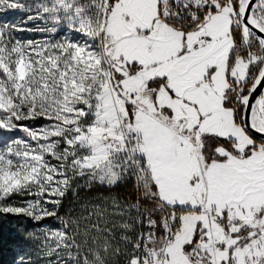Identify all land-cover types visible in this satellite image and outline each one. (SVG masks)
I'll return each mask as SVG.
<instances>
[{
    "label": "snow or ice",
    "instance_id": "obj_1",
    "mask_svg": "<svg viewBox=\"0 0 264 264\" xmlns=\"http://www.w3.org/2000/svg\"><path fill=\"white\" fill-rule=\"evenodd\" d=\"M16 11L0 216L56 221L40 264H264V0H0ZM79 190L99 195L62 215Z\"/></svg>",
    "mask_w": 264,
    "mask_h": 264
},
{
    "label": "trees",
    "instance_id": "obj_2",
    "mask_svg": "<svg viewBox=\"0 0 264 264\" xmlns=\"http://www.w3.org/2000/svg\"><path fill=\"white\" fill-rule=\"evenodd\" d=\"M95 195L99 194L94 191L79 190L78 196L74 197L70 192L64 200L61 214L68 210L78 213L80 204L86 198L91 199ZM41 226L54 228L58 225L54 220H46ZM41 226H34L28 219L22 217L0 216V264H17L21 254L24 255L23 258L33 263H40L33 248L36 246V240L33 239L32 229Z\"/></svg>",
    "mask_w": 264,
    "mask_h": 264
},
{
    "label": "rangeland",
    "instance_id": "obj_3",
    "mask_svg": "<svg viewBox=\"0 0 264 264\" xmlns=\"http://www.w3.org/2000/svg\"><path fill=\"white\" fill-rule=\"evenodd\" d=\"M27 15H28V13H21V12H18V11H16V12H8V13H0V23L8 22V23H13V24H15V23L23 24L24 21L26 20ZM36 23H40V22L38 21ZM26 26L27 27H34L35 25L33 23L29 22ZM18 35H20L21 39H43V38H45L39 33L33 34V33L25 32V33H20ZM28 221L31 222L34 226L37 225L35 222H33V221L29 220V219H28ZM32 231H33V239L36 240V237L39 235L40 228L34 227L32 229ZM33 248H34V252H35V255H36V246L33 247ZM23 256L24 255L21 254V256H19V259L21 257H23ZM19 259H17V262H18ZM25 260H27V259H25ZM32 264H40V263H33L32 262Z\"/></svg>",
    "mask_w": 264,
    "mask_h": 264
}]
</instances>
